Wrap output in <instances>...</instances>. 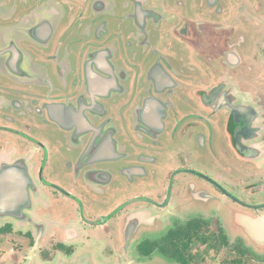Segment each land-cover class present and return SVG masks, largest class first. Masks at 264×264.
I'll return each mask as SVG.
<instances>
[{
  "label": "flooded vegetation",
  "instance_id": "1",
  "mask_svg": "<svg viewBox=\"0 0 264 264\" xmlns=\"http://www.w3.org/2000/svg\"><path fill=\"white\" fill-rule=\"evenodd\" d=\"M12 165L30 183L24 205L0 187L15 264H208L237 237L247 257L264 225V0H0Z\"/></svg>",
  "mask_w": 264,
  "mask_h": 264
},
{
  "label": "water",
  "instance_id": "2",
  "mask_svg": "<svg viewBox=\"0 0 264 264\" xmlns=\"http://www.w3.org/2000/svg\"><path fill=\"white\" fill-rule=\"evenodd\" d=\"M10 170H23L24 172H26V167L19 165V166H3L2 169L0 170V181H1V185L0 187H2V190L4 192V194H8L11 193L13 198H15L17 196V194H24V203H28L29 204V200H30V193L28 190V187L30 186V183L27 180V176L26 174L23 172L22 175L17 174V173H9ZM19 181H24L19 182ZM18 182V184H17ZM7 212V210H5ZM257 222L256 224L253 225V229L251 232H254L253 235H251V238L253 239L254 242H256L257 244H259L260 246H264V231L263 228L264 225H262V223ZM257 226H260V230L263 232H258L257 230ZM39 241L36 242V247L38 245ZM35 260V259H34ZM34 260H32V264H34Z\"/></svg>",
  "mask_w": 264,
  "mask_h": 264
},
{
  "label": "rangeland",
  "instance_id": "3",
  "mask_svg": "<svg viewBox=\"0 0 264 264\" xmlns=\"http://www.w3.org/2000/svg\"><path fill=\"white\" fill-rule=\"evenodd\" d=\"M228 231V230H227ZM240 238V237H237ZM236 238V239H237ZM232 239L230 242V246L223 248L217 258H213L211 255H207L209 258L208 264H227L231 260L238 258V255L235 254V247L239 245V240ZM242 239V238H240ZM236 240V241H235ZM246 241V242H245ZM246 243L247 249L250 250L247 257H245L246 264H264V246L257 245L253 243L251 240L246 238L244 240ZM13 252L10 250H5V255L3 257L0 256V264H15L14 260H12ZM157 264H172L165 258H162L161 261Z\"/></svg>",
  "mask_w": 264,
  "mask_h": 264
},
{
  "label": "trees",
  "instance_id": "4",
  "mask_svg": "<svg viewBox=\"0 0 264 264\" xmlns=\"http://www.w3.org/2000/svg\"><path fill=\"white\" fill-rule=\"evenodd\" d=\"M205 242H207V240H205ZM221 245H228V242L226 241V239L224 237L221 238L220 241ZM237 252L239 253L238 258H235L233 260H231L230 262H228L227 264H246V262L244 261V257H245V252L242 251L240 249V247H236ZM179 261H182L185 264V261L182 258H178Z\"/></svg>",
  "mask_w": 264,
  "mask_h": 264
}]
</instances>
